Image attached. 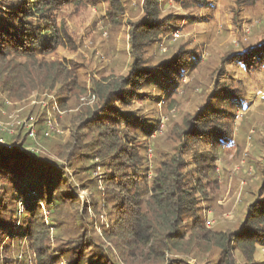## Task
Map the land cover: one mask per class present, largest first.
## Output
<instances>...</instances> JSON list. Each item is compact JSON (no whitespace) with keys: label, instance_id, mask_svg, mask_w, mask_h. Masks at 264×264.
Wrapping results in <instances>:
<instances>
[{"label":"trees","instance_id":"trees-1","mask_svg":"<svg viewBox=\"0 0 264 264\" xmlns=\"http://www.w3.org/2000/svg\"><path fill=\"white\" fill-rule=\"evenodd\" d=\"M106 1L108 18L117 23L123 0ZM159 1L145 0L144 17L131 23L134 62L127 76L87 82L73 60H52L71 42L62 12L81 7L84 0H0V105L55 91L59 104L61 96L89 94L96 101L81 109L66 149L57 152L62 163L30 149L44 138L43 115L27 116H35L33 138L22 125L10 136L1 134L0 264H188L213 250L236 253L253 264L257 248L264 246V197L249 204L236 231L219 236L204 231L200 211V202L216 187V162L232 142L236 111L246 104L242 93L230 87L228 69L264 70V45L223 57L211 76L217 80L209 96L212 107L204 111V106L175 128L167 153L154 148L149 173L146 154L158 117H134L127 106L140 90L145 94L183 73L185 54L191 52L180 49L154 70L139 65L148 47L177 29L170 17L160 19ZM176 1L186 11L209 6V0ZM169 96L168 112L174 108ZM97 167L100 173L92 179ZM88 188L96 196L82 203L79 193ZM101 214L110 223L98 236L92 217Z\"/></svg>","mask_w":264,"mask_h":264},{"label":"rangeland","instance_id":"rangeland-1","mask_svg":"<svg viewBox=\"0 0 264 264\" xmlns=\"http://www.w3.org/2000/svg\"><path fill=\"white\" fill-rule=\"evenodd\" d=\"M208 3V9L186 11L176 0L158 2L160 19L170 17L177 29H170L160 42L148 47L142 55L146 61L139 65L154 70L158 65L172 61L180 49L191 52L185 54L188 65L175 77L173 84L171 80L164 79L162 84L152 86L150 92L144 94L140 90L136 96L138 99L125 110L132 112V116L134 113V117H158L157 130L149 139L150 147L146 154L149 166L152 165L154 148L167 153L169 146L173 145L175 128L207 106V99L214 94L213 86L217 81L211 76L223 57L264 45V0H209ZM145 4V0H123L122 9L116 11L120 16L117 23L108 18L109 4L106 0H84L81 7L64 10L62 17L71 42L52 60L56 58L64 64L73 60L79 71L86 74L87 82L90 78L98 81L126 77L134 62L129 54L128 34L131 23L144 17ZM233 67L227 72L232 78L230 87L242 93L246 104L236 111L232 142L225 147L223 158L216 162V187L208 194L207 201L200 202L203 229L210 236L236 231L249 204L257 196L264 197V70L247 74L242 67ZM87 82L85 87L88 91ZM55 94L56 91L41 95L33 93L20 104L0 105V138L3 133L12 135L13 128L20 125L29 129V137L33 138L37 129L35 116L43 115L41 118L45 125L41 126V133H44V138L38 141V146L30 149L45 160L62 163L56 156L57 152L66 149L81 109L91 108L96 101L89 94L77 99L61 96L60 107ZM169 94L174 108L168 112L165 97ZM33 112L35 116L27 119ZM151 169L150 166L149 173ZM98 173L99 167L96 172H90L91 178L94 179ZM95 196L92 188L79 193L82 203ZM92 218L95 233L101 236L108 230L110 221L106 214ZM252 263L264 264V246L257 248ZM188 264L245 262L236 253L229 256L213 250L192 257Z\"/></svg>","mask_w":264,"mask_h":264},{"label":"snow or ice","instance_id":"snow-or-ice-1","mask_svg":"<svg viewBox=\"0 0 264 264\" xmlns=\"http://www.w3.org/2000/svg\"><path fill=\"white\" fill-rule=\"evenodd\" d=\"M214 99V97H210L209 98V101H208V105L206 107V109L204 111H207L208 108H211L212 107V100Z\"/></svg>","mask_w":264,"mask_h":264},{"label":"built area","instance_id":"built-area-1","mask_svg":"<svg viewBox=\"0 0 264 264\" xmlns=\"http://www.w3.org/2000/svg\"><path fill=\"white\" fill-rule=\"evenodd\" d=\"M0 143H2V142L0 141Z\"/></svg>","mask_w":264,"mask_h":264}]
</instances>
